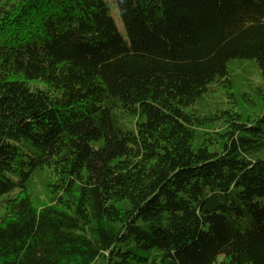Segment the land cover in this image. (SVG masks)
Instances as JSON below:
<instances>
[{
  "label": "trees",
  "instance_id": "obj_1",
  "mask_svg": "<svg viewBox=\"0 0 264 264\" xmlns=\"http://www.w3.org/2000/svg\"><path fill=\"white\" fill-rule=\"evenodd\" d=\"M0 0V264H264V0ZM35 177H44L41 191Z\"/></svg>",
  "mask_w": 264,
  "mask_h": 264
},
{
  "label": "rangeland",
  "instance_id": "obj_2",
  "mask_svg": "<svg viewBox=\"0 0 264 264\" xmlns=\"http://www.w3.org/2000/svg\"><path fill=\"white\" fill-rule=\"evenodd\" d=\"M108 4L112 18L121 33L127 39L124 25L120 18V12L115 0H105ZM233 84V99H221L218 95L206 97L200 109V115H211L214 110L221 107H234L244 118H251L264 113V81L261 71L255 61H232L228 65ZM44 177H35L33 180L34 190L41 191L45 185Z\"/></svg>",
  "mask_w": 264,
  "mask_h": 264
}]
</instances>
